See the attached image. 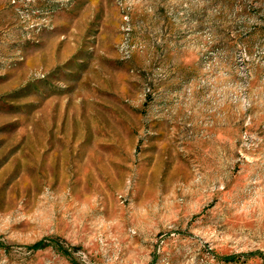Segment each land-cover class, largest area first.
Masks as SVG:
<instances>
[{
    "label": "rangeland",
    "instance_id": "1",
    "mask_svg": "<svg viewBox=\"0 0 264 264\" xmlns=\"http://www.w3.org/2000/svg\"><path fill=\"white\" fill-rule=\"evenodd\" d=\"M0 264H264V0H0Z\"/></svg>",
    "mask_w": 264,
    "mask_h": 264
},
{
    "label": "trees",
    "instance_id": "2",
    "mask_svg": "<svg viewBox=\"0 0 264 264\" xmlns=\"http://www.w3.org/2000/svg\"><path fill=\"white\" fill-rule=\"evenodd\" d=\"M52 245H54L55 247H57L58 250H60L61 252H63L64 254L66 255H70L71 252L69 251L68 248H66L65 246H62L59 242L57 241H52L51 242ZM48 244L47 240L46 239H41L37 242H35L34 244H32L30 247L34 250H39V249H43L45 248ZM235 255H228V256H224V259L225 260H233L235 259Z\"/></svg>",
    "mask_w": 264,
    "mask_h": 264
}]
</instances>
